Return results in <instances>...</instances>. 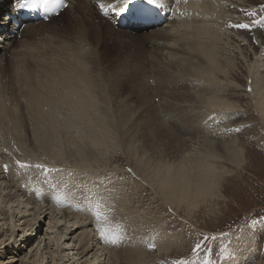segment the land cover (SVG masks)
<instances>
[{
	"label": "bare ground",
	"instance_id": "obj_1",
	"mask_svg": "<svg viewBox=\"0 0 264 264\" xmlns=\"http://www.w3.org/2000/svg\"><path fill=\"white\" fill-rule=\"evenodd\" d=\"M69 1L70 3L66 8L47 21L25 24L16 37L7 38L0 34V258L4 252L10 253L9 258H11L9 262L0 261V264H13L16 262L18 264H146V262H149L147 255L140 242L137 241L138 238H135L137 234L134 236L131 229V227L137 225L135 223L138 221L135 222L137 213L135 212L134 215V211L131 210V198L128 199V191L125 190L120 194L123 187L116 186L119 182L107 178L106 173V176H102L103 172L101 170L105 171L106 168L98 164L100 156L97 158L96 152L101 153L99 150L101 148L100 144L107 146L105 145L106 141H109L113 134L116 135L118 140L130 144L132 150L135 148L133 146H137V150L138 148L144 150L141 145L149 146V143L156 144L159 148L161 143L158 142L160 136L158 128L163 125L168 129L170 128L165 123L166 121L159 117L160 114L157 116L161 110L157 111L156 109L161 107L160 109L164 111L168 110L169 106L176 109L172 104L179 101L175 102L176 96L182 93L190 95L189 100L194 99L198 102L199 106H193L192 103L188 104L190 110L201 108L202 111H199L198 114L195 111L197 118L198 116L205 118L204 115L207 116L213 113L219 119H226L230 113H225L235 112L236 108L238 109L234 102L225 99L219 95L220 93L218 94L219 88L222 87H215L211 82L213 80L211 75L223 68L220 62L226 58L224 50L230 43L227 30L231 22L229 14L231 0H174L171 4L172 14H170L166 23L153 26L155 28L151 27L146 32L133 34L143 40L144 38L149 39L151 46L149 48L152 52L146 50L150 52V66L161 64L162 70H158L159 65H156L155 69L153 67L158 74L160 71L162 74L168 75V71L170 72V68L174 64V69L183 78L194 74V77L198 75L204 79L188 84L190 90H187L188 87H186L184 88L185 91L169 93L141 86H129L131 83H128L126 87L134 93L138 108L144 109V107H147L152 113L147 111L144 114L146 116L144 125L151 137L156 135L158 138H156V141L153 137L145 138L146 143L142 138L140 140L137 138L136 142V137L134 138L133 134L131 135L123 130L122 117L121 119L118 118L117 121L119 122L112 117L115 111L111 114L112 116L106 113L110 109L105 107V103L111 98L110 95L112 94L110 93L114 87L109 86V91H107L104 84L100 85L99 81L101 80L98 81L95 74L93 75L98 70L96 60L100 55L94 54L89 60H86L84 46L62 47L56 41L54 42V55L48 56L46 53L41 52L47 41H42L44 38L36 35V31L45 32L46 34L50 28L62 22L66 17H87L89 19L87 23L89 33L81 27H77V29L87 44L88 38L95 47L97 46L95 33L99 35L100 39L107 37L110 41H112V34L115 35L119 32H122L119 35L123 37H131L128 36L127 33L129 32L127 30L121 29L117 25L119 16H115L108 9V5L113 3L114 0ZM140 1L142 0H137V3ZM15 2V0L0 1V25L5 20L3 13L9 11L8 6L12 3L15 4ZM101 6L107 9V13L104 14L105 10H102ZM94 10L98 12V17L92 16ZM130 13L126 14L129 15ZM95 18H99L102 24L105 23V26L100 27L98 25L100 22L96 21ZM56 19L57 23L52 24V20ZM49 21L52 22L47 24ZM48 40L51 41L52 38H48ZM156 55H158V60H155ZM257 61V63L254 62V65L252 64L253 68L251 67L248 70L247 80L249 78L250 80L247 86L251 89L249 95L253 101L252 106L257 116H260L264 121V82L261 78L264 75L260 76L258 73V66H262L264 61L262 58H257ZM105 66L104 68H106ZM222 71H226L227 74L229 70L224 68ZM109 72H111V79L117 77V66L111 67ZM195 79L197 78L195 77ZM112 82L116 85V90L118 86H121L117 79L116 81L115 79L112 80ZM155 97H158L159 101L153 105L151 101ZM182 101L185 102L187 99ZM178 103L177 105H179ZM131 105L128 104V106ZM188 107L184 111L188 110ZM138 108L136 107V109ZM119 110L121 111V109ZM180 110L176 109L177 124L172 125L177 127L182 135H187L189 133L186 134L188 129H194L193 121L191 119L192 122L188 123L189 121L187 122L184 118L179 121L178 118L182 116ZM144 115H141L142 118H144ZM205 122L199 132L204 135L211 132L213 134L215 129L212 127L215 125V119H213L214 125ZM223 136L221 134V137ZM83 138H86L84 140L85 144L81 143ZM169 138L171 139V136ZM178 140L180 139L177 137V142L175 143L173 140L171 143L170 140L165 138V141H167L165 145L168 146L167 152H176L175 156L173 154L174 160L170 161L164 157V161H160V164L154 162L153 165L144 166L141 160L145 159L134 154L137 157L135 163L138 167L135 163L133 168L128 167L132 168L134 175L139 173V176H141V174L147 173L146 176H149V180L157 184L165 204L173 205L175 208L179 204L196 206V200L199 197L203 198L206 195L211 197L214 192V168L212 163L207 161L206 155L202 156V151H200V154L195 153L193 138L188 137L184 143L180 141L182 143L181 147ZM195 140L199 141L198 139ZM203 140L206 141V138ZM65 144L67 149L74 148V153L65 152L63 150ZM97 146H100V148L96 149ZM220 147L223 148L225 157L229 160L242 161V148L238 147L235 142L227 143L224 141L220 144ZM185 152L190 155L192 152L194 155H188L190 158H186ZM17 160L31 164L43 163L49 167L60 166L55 169H60L65 174L63 176V173H58L61 172L58 171L56 177L63 178L64 182H66V179L71 180L73 177L79 180V182H75V185H72L73 191L82 184H88L81 196L83 200L80 199L85 204L86 210H89L92 214L98 211L100 214L109 217L108 219L111 217L112 222L115 224H112V226H116L111 229L114 231L119 227L120 231L122 230V234L117 235V242L113 244L105 238L111 236L109 235L111 231L108 230V227L101 226L103 220L99 222L100 227L95 216L97 224L94 222L95 227H93V224V226H90V223L86 221L81 213L73 212V204L70 206L64 205L63 209H57L51 207L50 204V206L41 204L27 196L26 194L29 195L33 187L38 186L41 173L35 168H18L16 165ZM147 160H145V163ZM5 165H7V170H5ZM137 168H144V172H139ZM100 173L101 175H99ZM20 177L23 178L22 181ZM140 179V181H143L142 177ZM72 181L76 180L73 179ZM151 183L149 185H152ZM61 187L57 186V190L55 187H46L48 194L54 196L59 205L67 203L63 198L64 188ZM21 191L26 193L24 194L26 197L22 195ZM44 191L42 189L41 194H44ZM79 196L77 195V197ZM97 202H99V207H96ZM45 218L47 227L39 235V233L37 234L36 225L44 222ZM103 219L105 220V218ZM107 223H109V220ZM20 226H22L21 229ZM100 229L104 230V237L100 235ZM171 235L169 236L165 231L158 232V235H155L154 240L157 242L158 252L161 253L162 251L165 254L174 247L175 241ZM34 238V242L29 245ZM116 250L122 252L115 253ZM21 252L23 253L20 254ZM240 261L244 262L245 260L240 259Z\"/></svg>",
	"mask_w": 264,
	"mask_h": 264
},
{
	"label": "rangeland",
	"instance_id": "obj_2",
	"mask_svg": "<svg viewBox=\"0 0 264 264\" xmlns=\"http://www.w3.org/2000/svg\"><path fill=\"white\" fill-rule=\"evenodd\" d=\"M94 11V13L92 12V16H99L98 12L96 10ZM229 12L231 16V22L228 25L229 29L227 31L229 32L228 40L230 41V43H228L229 45H227L226 50H224V52L226 53V58L220 62V65L222 64L221 66H223L222 70H224V68L225 70L228 69L230 73L229 71H227V74L226 71H216L211 75V78L213 79L211 82L215 87H222L219 88L218 94L220 93L219 95L223 96L225 99L234 102L237 105L238 109L236 108V111H233L234 113L231 111L225 113H230V115L226 117V119H219L213 113H210L207 116L204 115L205 118L208 117L207 119L200 116H198L197 118L195 115L196 113L198 114L199 111H202L201 108L190 110L188 104L192 103L193 106H199L198 102L194 101V99H192V101L189 100L190 95L182 93L179 96H176L177 99L175 100V102L179 100V103L177 102L179 105H177V103L172 105L176 107L177 110L181 109L180 113L182 116L178 118L179 121L182 118H184V120H186L187 122L189 121L188 123L193 121L192 125L194 129H188V131L186 132V134L189 132L187 134L188 136L182 135V132L177 129V127L172 125L177 124V117L175 115V113H177L176 109L169 106L168 110L166 109L163 111L162 109H160V107L156 109L157 111L161 110L160 112H158V115L156 112V115L159 116L160 114L159 117L166 121L165 123H167V126L170 129H168L165 125L158 128V134H160L158 142L161 143L160 146L158 145L159 148H157L156 144L153 145L152 143H149L154 148L150 145L149 148L148 145L142 144L143 146L141 145V147H143L144 150H142V148H138L137 150V146H133L135 147L133 148V151L130 144L118 140L115 134L111 136L109 141H106L105 145L107 146H102V144H100L101 148L100 146H97L96 148H100L99 150L101 151V153H98V151L96 152L97 158L98 156H100L98 158L100 160L98 161V164L101 167L106 168L105 171L101 170L104 173H102V176H106L107 174V178H110L113 181L115 180L116 182L118 181L119 183L116 184V186L123 187L121 190L119 189L120 194H122L125 190L128 191V199L131 198V210L134 211V215L135 212L137 213L135 222L138 221L137 223H135L137 224V227L133 226L131 227V229L133 230L132 233L134 234V236L135 234H137L135 238H138L137 241L140 242L145 254L147 255V259L149 260V262H146V264H171V261L173 259L178 258L191 260L192 247H194L197 242H201L205 237H208L209 239H207L206 241V247L202 248L200 251V254L197 258V264H200V261H202L205 254L209 255V259L212 264H264V220L261 219L264 218V121L260 116H257L254 107L252 106L253 101L251 100V97L249 95L250 91L247 86V83L250 80V78L247 80L249 68H253V65L258 62L257 58H262L264 61V0H231ZM248 13H255V15H248ZM95 20L100 22L99 18H95ZM52 21L47 22V24H50L51 22L52 24L57 23V19ZM253 21H255V23H253ZM88 22L89 19L87 17H66L62 22L50 28L46 33L47 35L45 34V32L41 33L39 31H36V35L44 38L42 41H47L45 46L41 49V52L46 53V55L48 56L54 55L53 49L54 42L56 41L59 46L62 47L80 45L84 46V48L86 49V60H89L94 54L100 55L98 60H96V62H98L96 65V68L98 69L96 70L97 75L96 73H93V75L95 74V78L98 81L103 80V83L101 81H99V83H101L100 85L104 84V86L107 88V91H109V86L114 87L110 93L112 94L110 95L111 98L108 102H106L107 104L105 103V107H109L108 109H110L106 111V113L110 116L113 115L112 117L116 121L118 120V118L121 119L122 117V120L124 122H122V127L124 126L123 130L130 133L131 135L133 134L132 136H134V138L136 137V142L137 138L138 140L142 138V140L146 143L144 139H149L153 136L151 137V134H149V131L144 125V120L146 119V116L144 114L147 111L151 113V111L147 107H144V109L138 108L134 93L131 92L130 88L128 89V87H126L128 86V83H131V85L129 86H141L143 88H151L155 91L157 90L169 93L185 91L184 88L188 87V84L198 82L199 79H204L202 77H199L198 75H195V77L197 78L195 79L194 74L189 75L191 79L189 77L183 78V76H180L174 69L173 63V66L170 68V72L168 71L167 73L168 75H164L160 71L158 74L156 71H154V69L156 68V65L158 66L159 64L150 66V52L148 51L151 50L149 48L151 46L149 44V39L144 38L143 40L141 38H137L135 35H133L136 33L132 31L127 30L129 32L127 33L128 36L131 37H123L122 35H119L120 33L122 34V32L116 33L115 35L112 34V41H110L107 37H105V39H100L99 35L95 33V43H97V46L95 47L88 40V38L87 44V42L81 37V33L78 31L77 27H81L85 30V32L89 33L90 31L87 27ZM236 23H246L250 24L251 26L249 29H237L234 27H230V25ZM104 24V22L103 24L101 22L98 23L100 27L105 26ZM48 38H52V40L49 41ZM147 44L149 45L147 46ZM144 49H147L148 51H145ZM102 59L104 62L102 61ZM155 60H158V55H156ZM227 61L229 62V64ZM100 62L101 64H99ZM114 65L117 66L118 73L117 77H112L111 79V72L109 71L110 68ZM104 66L108 70L104 68ZM258 68V73L260 74V76L264 75V63L262 66H258ZM158 70H162L161 64L159 65ZM173 71L175 72V74ZM261 78L264 82V77L262 76ZM114 79L115 81L117 79V81L121 84V86H118L117 90L115 88L116 85L112 82V80ZM187 90H190L189 87ZM111 99L112 101H110ZM185 99H187V101H182ZM158 101L159 98L155 97L151 101V103L154 105ZM181 103L185 104L182 105ZM115 104H117L118 106ZM128 104H132V107L128 106ZM136 107L138 109H136ZM186 107H188V110L184 111V109H187ZM114 108L117 110H115ZM119 109H121V111ZM113 112L114 114H112ZM133 112L135 113L133 114ZM114 115H117V117H115ZM141 115H144V118H142ZM213 119H215V125L213 124ZM205 120L207 121L205 122ZM125 121L127 122L125 123ZM204 122L206 124L209 123L210 125H214L212 127L215 129V132L213 131V134H211V132L208 135H204L202 132H199V130H202ZM209 129L211 128L209 127ZM221 134H223L224 136L221 137ZM170 136L171 139L169 138ZM177 137L178 139H180L178 140L180 147L188 137L193 138L195 142V146H193V148H195V153L200 154V151H202V156L206 155L207 161L212 163V166L214 168V192L212 193L211 197L207 195L203 198L199 197L196 200V206H186L184 204H179L175 208L173 205L172 207L171 205L165 204L163 202L164 200L162 199V195L158 190L159 188L157 187V184L149 180V176H146L147 173L141 174V176H139V173H135L134 175V173L132 172L133 165L137 158L136 156H134V154H136L140 158L142 157V159L150 160L146 161L147 164L145 163V160H141L144 166H150L155 164L154 162L159 163L160 161H164V157L170 161L174 160L176 152H167L168 146L165 145V143L167 142L165 141V138L170 140L169 142L171 143L173 140L176 143ZM153 138L156 141V138H158V136L155 135ZM201 138H206V141H204L203 139L200 141ZM85 139L86 138L81 139L82 142L81 140L80 142L84 143ZM195 139H198L199 141H196ZM180 141L183 142L180 143ZM224 141L227 143L235 142L238 147L242 148V161H231L229 160V158L225 157L224 150L222 147H220V144ZM211 142L215 143L212 144ZM65 147H63V150H65V152L74 153V148L67 149L66 144ZM149 153H151L153 156L151 154L149 155ZM185 154L186 158H190L188 156L190 154L186 152ZM192 155H194V153L191 152L190 156ZM151 159H153V161H151ZM46 166L49 167L48 165ZM128 166H131L132 168ZM136 166L138 167L137 164ZM52 167L58 168L60 166ZM143 169L137 168L139 172H144ZM58 173L63 172L61 171ZM58 173H50L47 176L48 178H45L44 176H42V174H40V177L38 179V186L33 187V189L29 192V195L23 193L24 191L22 190V195L26 194L27 196L34 200H37V202L41 204L48 206L52 205L51 207H56L57 209H63L64 205L70 206L73 204V212L81 213L86 221L90 223V226L94 225L93 227H95L97 221L99 225V222H102L103 220V224L100 225L106 228L108 227V230L111 231L109 235L117 236L122 234V230L120 231L119 227H117L118 229L116 228L114 231L112 230L116 226H114L115 224L112 222L111 217L110 221V219H108L109 217L104 216L101 213V220L96 218L95 222V214H92L89 210H86L81 196L85 192L88 184H82V186L77 187L73 191L72 185H75L77 182H79V180L73 177L71 180L66 179V182H64L63 178L58 176L56 177ZM64 174L65 173H63V176ZM99 175H101V173ZM50 176L51 178H49ZM140 177H142L143 181H140ZM73 179L76 181H72ZM20 180L22 181L23 178L20 177ZM149 183H151L153 186L149 185ZM56 185L59 187L63 185L61 187L64 188L63 198L67 203L59 205L55 200V197L48 194V189L46 187H55L57 190ZM42 189L45 190L44 194H41ZM26 195L24 196L26 197ZM77 195L80 196L77 197ZM71 198L73 199L71 200ZM75 199L76 201L77 199L79 200L76 202ZM103 218H105V220ZM108 220L109 223H107ZM104 221L106 222V224ZM253 221H257V223L253 224ZM46 222L47 220L45 218L44 222L36 225L37 228H35L37 230V234L39 233V235H41L43 233V231L47 227ZM94 222L95 224H93ZM112 224H114V227L112 226ZM108 225H110L111 227H109ZM21 227L22 226H20V229ZM164 231L165 233L167 232L169 236L172 234L171 237H173L175 241L173 245L174 247L171 248L168 253L165 252V254L162 251L161 253L158 252L159 249L157 247V242L154 240L156 238L155 235H158V232ZM156 232L157 234H155ZM213 237L215 239H212ZM34 240L35 238L30 241L29 245L32 244ZM149 242H154L156 244V247L150 250L147 247V243ZM208 249H211L212 251L208 253ZM121 252V250L115 251V253ZM22 253L23 252H21L20 254ZM9 255L10 253L4 252V254L0 258V261L9 262V260L11 259L9 258ZM240 259H243L245 261L241 262ZM13 264H18V262Z\"/></svg>",
	"mask_w": 264,
	"mask_h": 264
},
{
	"label": "snow or ice",
	"instance_id": "obj_3",
	"mask_svg": "<svg viewBox=\"0 0 264 264\" xmlns=\"http://www.w3.org/2000/svg\"><path fill=\"white\" fill-rule=\"evenodd\" d=\"M137 3V0H114L113 3H110L108 5V9H110L115 16H123L126 13H129L132 11L133 6H135ZM143 5L145 6L141 11L142 14H146L150 11H152L155 8H162L163 3L162 0H143ZM16 7L18 10H25V11H31V12H39L44 14V18H48L52 14H58V10L61 8H66L67 4L63 2V0H17ZM102 10L104 9L103 6ZM248 15H255V13H248ZM255 23V21H253ZM250 24L246 23H236L233 25H230V27H234L237 29H249ZM251 91V89H249ZM16 165L18 168L21 169H28V168H35L37 169L45 178L53 172L61 171L60 169L55 168H49L43 163H36L31 164L27 162H22L20 160L16 161ZM5 170H7V165H5ZM96 207H99V202H97ZM95 216L97 219L100 218V213L97 211L95 212ZM264 220V218H261ZM257 223V221H253V224ZM100 235L102 237L105 236V232L103 229H100ZM106 239L110 240L111 243L115 244L117 242L118 237L115 235L106 236ZM209 239L208 237H205L201 242H197L194 247L191 249L192 253V259H184V258H178L173 259L171 261V264H197V258L200 254V251L202 248L206 247V241ZM212 239H215L214 237ZM147 247L151 250L156 247V244L154 242L147 243ZM212 250L208 249V253H210ZM200 264H212V262L209 259V255L205 254L202 261H200Z\"/></svg>",
	"mask_w": 264,
	"mask_h": 264
}]
</instances>
